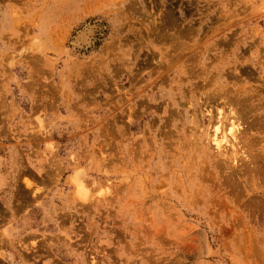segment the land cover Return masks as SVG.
I'll return each instance as SVG.
<instances>
[{
	"label": "rangeland",
	"instance_id": "obj_1",
	"mask_svg": "<svg viewBox=\"0 0 264 264\" xmlns=\"http://www.w3.org/2000/svg\"><path fill=\"white\" fill-rule=\"evenodd\" d=\"M0 264H264V0H0Z\"/></svg>",
	"mask_w": 264,
	"mask_h": 264
},
{
	"label": "bare ground",
	"instance_id": "obj_2",
	"mask_svg": "<svg viewBox=\"0 0 264 264\" xmlns=\"http://www.w3.org/2000/svg\"><path fill=\"white\" fill-rule=\"evenodd\" d=\"M172 90H174V89H172ZM239 92H240V90H239ZM225 94L223 93V94L216 95L217 96L216 98H218V100H215L214 96L213 97L206 96L205 98L199 97V101L201 102V105H199L200 106L199 114H200V117L202 119L201 120L202 122L200 123L199 119H197L194 116L195 113L191 114V124H192L191 135L193 137H195V132H197L196 125H198V126L202 125L204 122V118L209 116L212 121L209 120L210 121V124H209L210 127L208 128V130L206 131L205 134H202V136H199L197 138L195 137L192 139V142H191L192 148L190 151H191V153H193L192 151H194L196 149L194 151V154L196 153V156L194 154H192V156H195L196 158H198L201 154H204L203 158L205 156L209 160L210 159L209 158L210 152H208V150H209L208 144L213 143L214 148H215L218 156L224 155L227 160H231V164L233 165V167L231 166L232 167L231 169L235 171L236 167H234V166H235V163H238V155L240 153V152H238V150H240V149H238L239 148L238 146L241 145V143H244L242 141V138L248 135V131L246 129L242 128V125H243V122H241L242 121V115L240 114V112L238 111V108H237L238 101H235V103H234L233 100H231V98L233 96L231 95L232 96L231 97L230 95L228 96ZM237 98L235 100H237ZM219 101H221V103H219ZM188 103H189V105H191L190 102H188ZM224 119L228 122L226 126L224 125V123L226 122ZM198 123H200V124H198ZM206 140L208 141V144H204V141H206ZM187 145H189V144H187ZM197 149H199L198 154H197ZM241 149H242V147H241ZM209 162H210V160H209ZM195 163H194V166H195ZM177 164H179L178 161H177ZM176 167H177V165L175 162V164L172 165L171 169L176 168ZM193 168H195V167H193ZM81 184H83L82 181L79 183V185H80L79 189H80V187L82 188V186H83ZM77 187H78V184H77ZM83 189H84V187L80 190H82L81 192L84 193Z\"/></svg>",
	"mask_w": 264,
	"mask_h": 264
}]
</instances>
